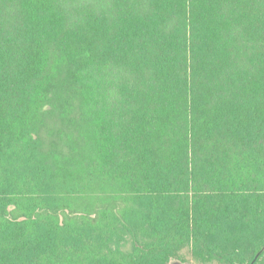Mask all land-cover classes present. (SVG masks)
<instances>
[{"label": "trees", "instance_id": "16d2710c", "mask_svg": "<svg viewBox=\"0 0 264 264\" xmlns=\"http://www.w3.org/2000/svg\"><path fill=\"white\" fill-rule=\"evenodd\" d=\"M264 264V0H0V264Z\"/></svg>", "mask_w": 264, "mask_h": 264}, {"label": "rangeland", "instance_id": "374dc122", "mask_svg": "<svg viewBox=\"0 0 264 264\" xmlns=\"http://www.w3.org/2000/svg\"><path fill=\"white\" fill-rule=\"evenodd\" d=\"M166 264H230L229 262L219 259L204 260L194 254V252L188 247L182 249L177 257H172Z\"/></svg>", "mask_w": 264, "mask_h": 264}]
</instances>
